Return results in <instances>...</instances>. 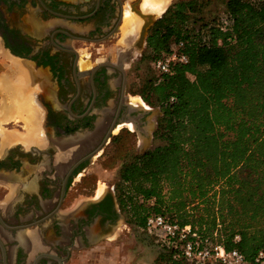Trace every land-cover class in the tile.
Instances as JSON below:
<instances>
[{
    "label": "trees",
    "instance_id": "16d2710c",
    "mask_svg": "<svg viewBox=\"0 0 264 264\" xmlns=\"http://www.w3.org/2000/svg\"><path fill=\"white\" fill-rule=\"evenodd\" d=\"M190 5L173 4L147 37L151 60L182 41L187 62L140 91L158 104L163 144L122 167L116 199L140 229L161 213L252 262L264 247V0H225L224 30L220 16L195 20ZM163 249L166 264H184Z\"/></svg>",
    "mask_w": 264,
    "mask_h": 264
},
{
    "label": "flooded vegetation",
    "instance_id": "af4514ba",
    "mask_svg": "<svg viewBox=\"0 0 264 264\" xmlns=\"http://www.w3.org/2000/svg\"><path fill=\"white\" fill-rule=\"evenodd\" d=\"M124 2L0 0L3 48L46 82L36 97L47 140L42 147L17 141L0 153V264H65L72 249L116 226L121 210L108 193L76 209L71 192L101 175L103 147L117 126L140 136L144 147L160 115L159 107L126 101L121 59L130 55L113 41ZM131 43L137 46V38Z\"/></svg>",
    "mask_w": 264,
    "mask_h": 264
},
{
    "label": "rangeland",
    "instance_id": "374dc122",
    "mask_svg": "<svg viewBox=\"0 0 264 264\" xmlns=\"http://www.w3.org/2000/svg\"><path fill=\"white\" fill-rule=\"evenodd\" d=\"M178 2H191V17L196 18L195 20H209L214 16H224L225 13V0H170L169 4L162 13H145L151 14L154 21L147 27L145 37L143 38V43L141 45L137 44L138 46L131 45L129 47L125 46L124 43H122V14L118 24V29L116 30L115 39H113V41H115L116 44L120 47L119 49L121 50V53L124 54L128 52L126 53L127 56L130 55L125 61L124 59H121V61L125 62L123 72L127 77L125 91L127 102H130L132 101L131 99L135 98L139 99L137 103L135 102L137 105L142 104L150 108L158 107V104L155 101H152V104L150 105L146 104L140 94V91L143 89V87L146 86L147 83L154 78V76H157V73L153 72V70L151 69V53L150 49L147 47L146 40L148 36L154 33L157 28H159V22L163 18L166 10L173 4ZM140 4L139 6L138 4H135V9L142 12ZM124 5H128L129 11H132L137 18L139 17L141 26L143 19L140 18V16H138L136 12L131 9L130 0H125V2L123 3V7ZM163 23L164 22H162V25ZM3 49L6 51L5 48ZM0 70V75L4 74L7 71V66L2 64L1 60ZM35 71L39 73V77H35L33 83H36L35 85L39 88L40 91H44L46 82L41 79V72L38 70ZM43 82L44 84L43 86H41ZM36 99L41 106L40 99H38L37 97ZM2 101V94H0V105ZM154 111L156 113V109ZM154 115L155 114H149L147 115V118L150 119ZM158 117L154 122H158ZM4 120L5 121L1 122V127L5 130V132H15L21 135L26 133L25 131H27V129L24 120L17 119L16 121L12 119L7 120L6 118ZM120 128L121 127L119 126V128L114 133H112L108 142L103 147V165L99 166V168L102 169L101 175L97 176L96 178L92 175L91 181L85 184L86 189H79L77 191L71 192V196L75 197L72 200V205L74 204V206H77L74 208L77 209L80 205L91 201L92 198L100 197L106 193L110 195L114 204H118L116 199L118 193L117 191L120 188H123V184L120 179V171L122 167L131 162L145 149H152L163 144V141L153 136V139L149 137V139L145 140L146 144L145 146L143 145L144 147H139L138 144L142 141V138L135 135L133 132H129L126 129ZM13 144L14 143L7 145L5 149ZM1 152L2 151H0V153ZM94 178L97 183L93 187ZM76 179L81 178L77 177ZM100 185H103V187H106V189L104 193L99 196L96 192ZM111 187H113L112 190L110 189ZM119 208L121 210V213L116 222V226L112 228L110 232H108L107 236L98 239L93 238L91 245L87 246L86 248L75 247L74 249H72V251H70L69 259L65 264H166L167 255L163 247L160 246V244H158L152 236L146 234L140 228L133 225L129 220L127 214L121 209L120 206ZM95 234L91 233V236ZM213 241L216 240L213 239Z\"/></svg>",
    "mask_w": 264,
    "mask_h": 264
},
{
    "label": "bare ground",
    "instance_id": "6f19581e",
    "mask_svg": "<svg viewBox=\"0 0 264 264\" xmlns=\"http://www.w3.org/2000/svg\"><path fill=\"white\" fill-rule=\"evenodd\" d=\"M169 2L170 0H142L140 5L143 12L141 13L145 14L144 12H152L153 14H160L165 10ZM122 11V43L129 47L132 44L131 42L135 40L138 34V30L140 28V19L139 17L137 18L132 11H129L128 5H124V7H122ZM13 57H11L2 48L0 42V60L2 61V64L7 66V71L0 75V94H2L3 98V101L0 105V151L2 152L5 151V147L7 145L17 141L21 142L25 147H28L30 144H35L42 147L47 143L42 127L43 109L35 97V95L40 92V90L38 87H36V83H33L34 78L39 77V73L34 70L31 63L21 60L20 58L16 59L17 57ZM131 100L132 101L130 102L134 105L137 103V101H139V99L135 98ZM5 118L7 120L12 119L16 121L17 119L24 120L27 129V131H25L26 133L21 135L15 132H5V130L1 127V122L5 121ZM127 127H129L128 129L133 130L131 124H128ZM118 128L119 126L114 129L113 133ZM69 144L70 143L68 142V145ZM75 146L77 148L78 145ZM65 154H70V157L72 154L75 156V149L72 148L71 150H67ZM62 157L64 159L65 156ZM104 191L105 188L103 185H100L96 193L100 196L102 193H104ZM29 238V233L25 232L20 236V241L25 243L26 241H29Z\"/></svg>",
    "mask_w": 264,
    "mask_h": 264
},
{
    "label": "built area",
    "instance_id": "2783aa9c",
    "mask_svg": "<svg viewBox=\"0 0 264 264\" xmlns=\"http://www.w3.org/2000/svg\"><path fill=\"white\" fill-rule=\"evenodd\" d=\"M220 19L224 30L226 15ZM182 48V41L172 42L167 52L151 60V69L157 73V79L162 75L171 74L173 66L186 64L187 56L182 52ZM173 100L174 97L169 98L170 102ZM136 199L148 208H151L155 201L154 197L145 198L140 195ZM141 230L152 236L160 246L170 250L173 258H181L184 264H264V247L257 252L253 261L249 262L237 249L226 251L221 243L213 241L210 236L200 235L191 225H181L161 213L149 212ZM238 240L239 236L235 235L234 241Z\"/></svg>",
    "mask_w": 264,
    "mask_h": 264
},
{
    "label": "water",
    "instance_id": "95a60500",
    "mask_svg": "<svg viewBox=\"0 0 264 264\" xmlns=\"http://www.w3.org/2000/svg\"><path fill=\"white\" fill-rule=\"evenodd\" d=\"M140 2H141V0H137L136 3H131L130 7L132 10H134L136 12V14L138 16H140V18L143 19V22L139 28V32H138V36H137V43L141 45L143 43V38L145 37L146 29L150 24L153 23L154 19H153V16L151 14H143L140 12V10L135 9V4L136 5L138 4V6H139ZM107 136H108V134L106 135V137Z\"/></svg>",
    "mask_w": 264,
    "mask_h": 264
},
{
    "label": "crops",
    "instance_id": "0c3cea01",
    "mask_svg": "<svg viewBox=\"0 0 264 264\" xmlns=\"http://www.w3.org/2000/svg\"><path fill=\"white\" fill-rule=\"evenodd\" d=\"M142 2V1H141ZM140 8H141V5H140ZM141 11H142V9H141ZM143 12V11H142ZM144 13H147V12H144ZM150 13V12H149ZM152 13V12H151ZM123 40V39H122ZM96 230H97V227H96V225L95 226H92L91 227V231L92 232H96ZM108 236H110V235H108Z\"/></svg>",
    "mask_w": 264,
    "mask_h": 264
}]
</instances>
